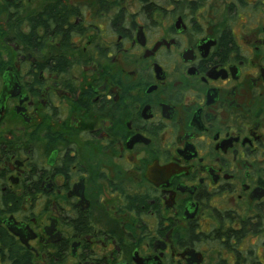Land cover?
<instances>
[{"label": "flooded vegetation", "instance_id": "obj_1", "mask_svg": "<svg viewBox=\"0 0 264 264\" xmlns=\"http://www.w3.org/2000/svg\"><path fill=\"white\" fill-rule=\"evenodd\" d=\"M4 2L0 237L32 264H264V0Z\"/></svg>", "mask_w": 264, "mask_h": 264}, {"label": "trees", "instance_id": "obj_2", "mask_svg": "<svg viewBox=\"0 0 264 264\" xmlns=\"http://www.w3.org/2000/svg\"><path fill=\"white\" fill-rule=\"evenodd\" d=\"M4 1L3 5H7L8 0ZM0 243V255L4 257L2 262H6L7 264H32L28 258L31 253L25 251L23 248H20L18 243L13 242L12 237H8L3 234L0 237Z\"/></svg>", "mask_w": 264, "mask_h": 264}, {"label": "water", "instance_id": "obj_3", "mask_svg": "<svg viewBox=\"0 0 264 264\" xmlns=\"http://www.w3.org/2000/svg\"><path fill=\"white\" fill-rule=\"evenodd\" d=\"M8 230L14 235L19 237L20 242L26 246L27 245V241L25 240V236L23 235V230L21 228H16V227H11L9 226Z\"/></svg>", "mask_w": 264, "mask_h": 264}]
</instances>
